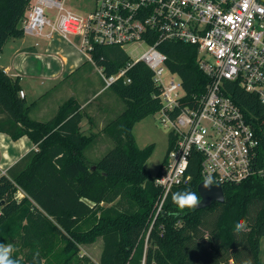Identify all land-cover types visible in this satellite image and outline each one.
Listing matches in <instances>:
<instances>
[{
    "label": "trees",
    "instance_id": "1",
    "mask_svg": "<svg viewBox=\"0 0 264 264\" xmlns=\"http://www.w3.org/2000/svg\"><path fill=\"white\" fill-rule=\"evenodd\" d=\"M30 2L0 0V54L11 37L24 35ZM159 48L170 70L181 76L187 99L206 91L210 81L195 45L166 41ZM93 58L106 75L133 62L120 45L98 44ZM126 77L130 81L121 77L110 86L125 103L103 129L115 144L92 164L84 150L97 135L84 133L86 112L81 104L70 97L52 118L34 119L20 96L19 78L0 67V133L12 140L27 136L36 146L5 173L0 168V243L14 246L13 258L20 264H96L82 254L81 244L99 237L103 249L98 264H223L226 255L227 260L238 259L245 249L251 257L246 264H264V173L224 184L223 203L182 211L172 201L174 193L191 190L200 195L202 176L195 159L191 180L172 188L157 216L163 193L155 180L161 169L152 175L146 166L155 144L141 148L133 129L161 109V88L144 61L135 62ZM224 91L241 106L260 137L256 161L264 168V104L239 80H225ZM174 144L170 136L168 149ZM240 219L247 221V230L236 232ZM208 222L212 252L199 240ZM198 249L208 252L205 262L198 259Z\"/></svg>",
    "mask_w": 264,
    "mask_h": 264
},
{
    "label": "built area",
    "instance_id": "2",
    "mask_svg": "<svg viewBox=\"0 0 264 264\" xmlns=\"http://www.w3.org/2000/svg\"><path fill=\"white\" fill-rule=\"evenodd\" d=\"M68 1L31 0L22 23L24 35L58 34L94 65L98 44L147 45L138 59L131 58L115 74L97 67L109 88L121 77L130 81L128 69L144 61L161 88V121L175 144L155 180L163 193L157 213L174 186L189 183L195 159L202 181L211 175L222 186L264 173L256 161L261 139L241 106L224 91L225 80H239L264 104V0H94L83 13ZM166 41L198 48L199 65L210 81L204 93L186 98L181 76L170 70L159 48ZM165 69L179 81L166 85ZM20 96H25L23 90Z\"/></svg>",
    "mask_w": 264,
    "mask_h": 264
},
{
    "label": "rangeland",
    "instance_id": "3",
    "mask_svg": "<svg viewBox=\"0 0 264 264\" xmlns=\"http://www.w3.org/2000/svg\"><path fill=\"white\" fill-rule=\"evenodd\" d=\"M68 6L69 7L73 6L74 11L83 13L94 6V0H69ZM54 36L53 39L49 42L50 45L49 54L41 55V56H35L34 54H32L30 59L28 60L30 64L33 66L32 72L39 74L36 76H40V77H36V76L30 77L29 75H27L30 69L28 70L24 69V74L26 76V86L28 91L27 100L31 101L34 98H38L42 93L47 91L52 86L51 85L52 81L50 79L42 77L45 75V73H47L46 70L47 63L49 62L51 65L54 66L60 65L61 60H63L64 57H66V59L70 63H72L75 59H80V61L82 60V64L85 65L82 69H79L76 73H74L69 78H67L66 82L68 86H70V88L74 87V89L77 88L85 89L86 92H88L89 89L92 92H96L97 90H99V93L96 95L97 98L93 101L94 104L103 105V107H105L109 102L110 99L109 97L112 96L115 99H118V101L122 103L121 105L123 110L125 107V103L119 96L116 95V93L112 88H105L104 80L101 77L100 71L97 70V67L93 69L92 66H90V63L88 62L87 57L71 42H69L68 40L62 37L60 38L58 34L57 35L55 34ZM37 49L40 48L38 47ZM123 49L128 53V55L133 60H136L145 52V50L147 49V45L127 43L123 46ZM162 78L166 85H168L172 81V79H174L176 82L179 81V77L169 72L168 69H165ZM45 94L46 92L42 96H44ZM68 96L71 95H65L62 97L61 100L64 101V98L67 99ZM56 99H57V95L55 96L54 101ZM92 99H94V97ZM36 109L37 108L33 110L32 116L44 120L50 119L52 116H54L56 112V109H51L47 113H44L42 116L39 117L36 113ZM85 121L86 124L83 126L84 133L89 135L91 133L96 132L97 135L95 140L84 150V154L88 162L93 164L97 162L99 159H101L114 146L115 143L112 140V138L103 130L104 128L102 130L99 128L100 124L95 126V129H93V127L87 129L88 127L87 120ZM133 132L135 134L137 143L141 148L151 143L155 144L154 151L151 157L147 160L146 166L150 170L152 175H156L159 172V170L162 169L166 161V154L170 139L169 131L161 121L160 111L150 114L141 121L137 122L133 129ZM4 137L5 136L0 134V159H3L2 154L4 150L9 151L10 147L15 148L18 151V153L23 152L22 148L21 150L19 149L22 141L18 142L12 139L3 141L2 138ZM18 196L21 197L19 193ZM158 214L159 213H157V216ZM213 218L214 216H212L210 220L213 221L212 220ZM210 226L211 224L208 222V224L203 228V233L199 236L200 242L205 244L204 246L206 249H208V252L209 251L212 252L214 250V247L208 238ZM243 243L245 242L242 241L241 244ZM102 249H103V239L100 237L97 238V240L93 243L81 244L82 254L88 255L92 259V261L96 264H98L100 261ZM201 250L202 249H198L197 251L198 259L205 262L209 254L208 252ZM245 250L242 251L243 257L241 256L238 259L227 260L226 259L227 255L225 257L222 256L224 257L222 258L223 264L249 263L251 257L249 255H246ZM232 254L233 253L230 252V256ZM261 257L264 260V236L261 238Z\"/></svg>",
    "mask_w": 264,
    "mask_h": 264
},
{
    "label": "crops",
    "instance_id": "4",
    "mask_svg": "<svg viewBox=\"0 0 264 264\" xmlns=\"http://www.w3.org/2000/svg\"><path fill=\"white\" fill-rule=\"evenodd\" d=\"M53 36L50 38L44 36H28V35L11 37L10 40L5 44L0 54V62H1L0 67L3 68L5 72L9 74L11 77L19 78L20 85L25 93L24 98L26 99V103L27 105H30L29 114L32 118L38 120H44L32 116L33 110L35 108H37L36 113L40 117L51 109H56L57 111L58 107L64 101H66L70 97H73L81 104V108L86 112V117L82 122V126L86 124L85 120H87V126H88L87 129L92 127L93 129H95V126L100 124L99 128L102 130L107 125L108 122H110L112 119L117 117L124 109L122 110V105H121L122 103L118 101V99H115L112 96L109 97L110 98L109 102L105 107H103V105L94 104L93 101L97 98L96 95L99 93V90H97L96 92H92L89 89L88 92H86L85 89H80V88L74 89V87L70 88V86H68L66 82L67 78H69L71 75H73L79 69H82L85 66L84 64H82V60L80 61V59H75L72 63H70L66 59V57H64V59L61 60L60 65H55V66L51 65L48 62L46 65V70L49 75L45 73L46 76L44 75L42 77L50 79L52 81L51 84L52 86L47 91H45L46 94L44 96L42 95L45 92L42 93L38 98H34L31 101L27 100L28 91L26 86V76L24 74V69L26 70L30 69V71H28L27 74L30 77H35L36 75H39L37 73L32 72L33 66L30 64L28 60L30 59L32 54H34L35 56L49 54L50 53L49 42L53 39ZM58 36L61 38L60 35ZM38 47L40 49H37ZM88 62L90 63V66H92L93 69L97 67L90 61ZM97 70L99 71L98 67ZM36 77H40V76H36ZM56 95H57V99L54 101ZM65 95H71V96H68L67 99L64 98V101L61 100L62 97ZM93 97L94 99H92ZM82 129L84 128L82 127ZM0 134L5 136L4 138H2L3 141L5 140L7 141L8 139H11L5 133H0ZM14 141H18V142L22 141L19 149L21 150L22 148L23 152L18 153V151L13 147H10L9 151L4 150L2 154L3 159H0V168L2 171L4 170L6 171L9 167L15 164L23 155H25L29 150L36 147L35 144L27 136H24ZM19 194L21 195V197L23 196L21 192Z\"/></svg>",
    "mask_w": 264,
    "mask_h": 264
},
{
    "label": "clouds",
    "instance_id": "5",
    "mask_svg": "<svg viewBox=\"0 0 264 264\" xmlns=\"http://www.w3.org/2000/svg\"><path fill=\"white\" fill-rule=\"evenodd\" d=\"M216 184L214 178L209 175L204 179L203 187L207 189L209 186ZM173 203L180 210L195 209L201 204V197L191 190H183L172 195ZM247 230V221L245 219L238 220L234 225V231L242 232ZM15 248L12 244L0 243V264H20L19 260L13 258ZM39 253H36V257ZM34 257V260L35 258Z\"/></svg>",
    "mask_w": 264,
    "mask_h": 264
},
{
    "label": "water",
    "instance_id": "6",
    "mask_svg": "<svg viewBox=\"0 0 264 264\" xmlns=\"http://www.w3.org/2000/svg\"><path fill=\"white\" fill-rule=\"evenodd\" d=\"M203 182L204 181H201L198 185L201 204L197 209L206 208L214 202L223 203L226 200L224 188L221 184H214L205 189L203 187Z\"/></svg>",
    "mask_w": 264,
    "mask_h": 264
}]
</instances>
